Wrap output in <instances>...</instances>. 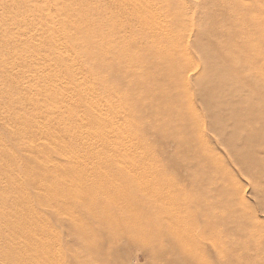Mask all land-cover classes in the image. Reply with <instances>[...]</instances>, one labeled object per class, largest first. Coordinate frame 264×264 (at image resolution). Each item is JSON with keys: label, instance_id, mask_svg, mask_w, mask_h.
Segmentation results:
<instances>
[{"label": "rangeland", "instance_id": "374dc122", "mask_svg": "<svg viewBox=\"0 0 264 264\" xmlns=\"http://www.w3.org/2000/svg\"><path fill=\"white\" fill-rule=\"evenodd\" d=\"M1 1L3 0H0V2ZM28 1H31L35 3V5L42 7L49 17L42 20L36 13L32 11L23 12L27 10ZM3 2L6 4L5 10L8 12L4 13V10H2V4L0 3V55H2V58H0V68L4 69V72H7L3 74L0 72V74H2L0 76V95L2 94L9 96L11 91H14L15 94L18 95L19 93H22L21 91L23 90H25L27 94L33 93V89L31 88L30 90L28 87L33 84L34 87L38 85L34 83L35 80L31 78L32 75L36 76L37 74H41L42 71L46 70H52L53 72H56L57 77H52V74L47 73L46 78L40 83L43 88H46L51 84H56L58 87L57 91L60 92V90L67 91L69 88L77 84L75 81H70V79L65 77L66 72L64 73V70L66 68V64H58L51 57H45L42 64H36L30 59H22L20 57L21 53L23 52L22 47L27 43H30V51L32 53L36 51H42L43 47L48 48L49 51L53 53L52 48L47 47L48 42L46 39V36H52L49 40L56 41L58 45L62 47L60 50L64 55L69 57V61L79 64V68L76 67L79 73L77 78L85 80L80 87L79 93L84 96L86 94L90 100L93 98L92 96H94L92 108H89V104L84 99V97L78 93V91L77 93H73V95L68 94L67 96L61 97L62 99L56 98V100L48 102L47 107L49 108V112L45 108L48 113H42L44 109L40 107L38 108V114L36 113V117H38L37 119H35V113L33 112L31 106L26 105L25 109L26 113L29 111L33 114V118L36 120V124L38 126H44V124L47 125V128H50L51 126L49 130L51 133L48 135L52 134L56 136L62 134L64 125L67 127L71 124L80 125L81 130L78 132L79 134H75V137H78L79 139L78 144H70L71 137L66 135L65 137L68 138L64 139V141H67H65L64 144L67 145H63L61 149L62 152L66 151L72 153L77 151L79 153V160H81V162L78 163V165L76 164V167L79 169H89L90 172V169L98 170V168H100L99 170L104 172L106 170H112L113 168L114 170H118L119 168H126L130 170L134 169L135 167L139 168V166H144L148 167L149 169V172L144 175V178L139 175V178H135V176H133V179L130 180L125 178V180H127V182L130 181L133 183L140 182L139 185H146L148 184L149 180L152 181L155 177L151 174L152 172H159L160 175H162L164 172L169 177V180L167 181L169 184L165 187H172V184L174 188H179L180 191L186 195L192 193L194 197H201V189L194 191L196 189H192L191 187V173L189 172V168H187V163L183 162L182 160L184 159V156L182 155L183 158H180V140H177V137L174 136L175 134L172 132L171 127L164 129L162 133L157 130L156 127L159 125V122L156 120V118H158V116L155 117L153 115L156 114L158 107L155 108L154 105L159 103L162 97L163 99L167 96L179 97L181 94L191 97L197 105L207 99H211L219 103L224 101L222 104L225 105V101L227 99L235 97L264 98V83L258 81V76L257 74L255 75L256 70L257 72H262V70H258L259 68H262V66L264 71V62H261V60L258 59L261 57L258 52L253 53V51H249L247 49L244 50L242 48V50L238 49V52L231 53L232 55H230L227 60H224V58L220 57V55L217 53L219 51L215 48V46L212 44L210 47L208 43L209 40H212V42L224 43L227 41L228 43H236L241 39L243 40V37H245L243 33L245 32V29L241 27V21L243 18L242 15H239L241 11L237 12L236 14L232 12L234 7L236 8V11L238 9V7L235 5V2L232 0H137L135 1L136 5L131 7V10L138 9L140 12L139 8L142 5L146 7H152L153 11H147L146 16L138 17V20L130 21H127V14L121 16L116 15L114 12L116 11V6L115 1L113 0H5ZM89 3L92 6H89ZM243 3L247 6H253L250 9V17L252 14V17L254 16L253 18L258 21L264 18V8L263 11H257L253 0H244ZM260 6L261 9L264 7L262 4ZM95 7L96 9H93ZM92 11H97V13ZM232 13L235 15L232 16ZM243 13L247 14L245 10H243ZM3 17L6 22L3 21ZM81 18L92 20L97 19V25L104 29V32H102L103 36H99L100 42L105 39L104 44L108 43L107 38L119 42L127 41L130 43L133 37L143 36L144 38L142 37V41H137L136 44H132L137 49L145 47L152 48L153 44H159V46L163 48L168 47L171 44L170 41L172 39L170 40V37L173 38V36H169L168 38V33H172V35L183 34L186 40L185 43L188 45L187 53L189 54V58L195 63L189 71L185 72L186 78L188 79L187 86L181 87L178 90L177 88L166 89L165 86L167 79L164 75L161 76V74H159L156 69L148 62L146 65H144L145 68L140 67L141 72L145 73L151 78L150 82H147V87H152V92L146 93L145 99L149 100L154 96L156 99H158V102L152 103L150 105L147 104L143 107L138 106V108H135L133 99H125L121 96L111 93V88L115 89L116 87L119 88L123 86L122 89L127 90L129 85L126 86V84H123L119 78L114 77L112 70L106 68L102 70L103 77L110 78V76L113 75L111 77H114V79L110 80L109 84L105 87L103 85L104 81H102V77L96 75L95 70L91 68L92 64L97 63L96 59H90L85 55L84 50L73 46L83 38L91 35L87 34L85 31H80L76 38L71 40L68 38L67 34L62 28L64 20L71 19L72 21H75L76 19ZM144 19L150 21H145ZM150 24H154L156 27H160L161 24H165V27L158 28L155 34H151L153 32H151L150 28H148ZM42 30L47 32L51 31L50 33L52 35L44 36L43 33L39 34L37 32ZM229 33L231 36L234 34H236V36H233L232 39L230 38V40H228L227 34ZM157 40L158 43L156 42ZM4 43L7 44L5 49L3 48ZM34 44L39 47H35ZM67 45H69V47ZM110 46L106 45L110 51L109 56H111V62L117 60V58H124L126 55L132 58L134 57L133 54L138 53L136 48H134L136 49V52L131 53L130 51L124 50L122 45H116V42ZM228 49L229 47L223 51H227ZM5 50L8 52L4 53L3 51ZM180 50V48H176L174 53H177V51ZM233 50L234 49L230 50L229 52ZM42 54H46V51L44 50ZM99 61L101 60L99 59ZM113 63L115 65L119 64L121 69L123 67L125 68L124 63L120 64L115 61ZM18 67L21 69L26 67L28 70H30L32 72L30 73V77L21 79L17 74L20 70ZM244 67L247 72L244 70L243 75L230 76L231 73H234L236 69ZM210 73H218L220 77H217L218 80H216L212 76L208 75ZM133 79L134 82H137V79L129 76L130 83L131 81L133 82ZM158 85L159 87L155 89V87ZM161 87H165L163 93H161ZM137 91L143 92V86L138 88ZM53 92L56 93V91ZM138 95L140 94L138 93ZM142 96L144 95L141 94V97ZM20 98H22V94L16 97L15 100H18V102H16L14 105L9 97L3 101L2 98H0V124L2 123L0 125V135L4 137L6 136L7 138L9 136L8 139L11 141L9 142L7 139V145L17 143L15 138H13L14 136L12 135L11 137L10 135L12 132H19L21 129H18L19 123H12L14 125H11L9 121L6 122L2 119L6 118L8 120V116H11L13 113H17V111L23 110V108L20 107ZM30 98L40 101L42 100L41 95H32ZM7 106L9 108H7ZM93 107L94 110L97 111L96 117L97 115H101L102 118H104L103 120L98 117L101 119L100 122L103 125L105 124V126H93L91 124L92 119L89 117V114L93 116ZM30 108L32 109L31 111ZM71 108L79 113L78 119L75 118L76 120L72 121L71 118L65 117L61 122L54 120L56 119L54 112L56 114H60L62 112L67 113ZM18 113L22 114L20 112ZM156 115H158V112ZM130 116L134 118L138 117V120H135V122H129ZM111 119H113V122L115 123L113 127L114 130H110L107 126V122H110ZM61 123H63V125ZM118 125H120V128L122 129V131H119V133L116 131ZM109 126H112V124ZM123 128H126V130ZM177 128L180 127L178 126ZM178 131L180 132V130ZM205 131L207 137L209 138L208 145L210 149H212L213 155L218 158L219 162L223 166L221 173L217 177V183L224 185V187L227 188L225 190L226 192L224 193L234 196L237 199V202L233 204L235 206L226 205L221 209V205L224 203L220 196L213 195L212 197L205 199L206 202L210 203L211 205L213 204L211 211H213L217 216H220L222 213L224 214V212H226L225 214H227L228 217H225L222 220L223 224L219 227L220 229H218L217 232L214 233L215 230L210 231L211 228L206 229V232L210 231V233H207V235L204 237V245L200 246L201 254L196 261L198 264H264V169H261L260 171L253 170V172L249 171L248 174L247 170H242V167L245 166L244 162L240 163L237 159L238 155L228 151L226 148L227 145L223 142V137L219 135L216 128L214 127L213 132H210V126H206ZM242 133L243 131L241 130V134ZM99 134H103L104 137L110 136L112 140L116 141H119V137L123 136L124 138L122 140V144L124 145L123 147L128 151L127 154L131 158V160H129L130 162L126 160H124L125 163H123L122 160L113 162L112 159L114 158L112 156H114V149L109 152L107 143L102 146L103 142L94 140V143L93 141H90V135L95 137ZM183 134L184 133L180 132L177 134V136L183 138ZM39 135L41 136L39 137ZM36 136L37 143L46 142L45 139L47 136L44 137V134L37 133ZM75 137L72 138L76 140ZM140 139L146 140L148 142L147 144H149L150 150L149 153L154 156L156 155L157 161L153 162H158L157 164L152 162L150 163V161L147 162V159L145 158L135 159V157L139 155L142 156L141 149L136 150V148H139V144L141 145ZM16 140H18V138ZM223 144L226 145V147L223 146ZM49 145L59 150L57 148L58 146L55 147L52 145V143ZM88 145H94L96 146V149L89 153L87 150ZM233 146L236 148L237 144L233 143ZM110 148H112V146H110ZM249 148L250 146L248 149ZM25 153L26 152L23 151L21 153V157L24 156ZM58 153L59 152L49 153L48 156H45V160L48 159L46 161L50 162V166H53L54 164L56 165L57 163H60V166H68V163H61L63 161L60 159L61 156ZM25 159L26 158L24 157V161L26 163L30 162V164H33L31 160L28 161V159ZM132 161L133 163H136L133 164ZM1 164L6 166L7 169L9 168L7 163L2 162ZM34 165L36 166L34 163L31 165V167ZM4 169L5 168L1 166L0 181L1 178L4 177V175H2ZM79 169H76L71 176L65 175L64 177L66 179L64 177L62 179L60 176H55V178L49 176L47 180L42 176H36V181H38V178H41V180H47V182H45L46 187L43 186L44 189H42V187L39 188L40 190L36 188L37 183H35L33 188H31L34 193V197H40L38 193H43L45 189L48 191V193H50V196L53 197V195H55L53 190L56 187L58 191L59 188H62L66 185L68 188L71 186V188L75 191L80 182H82V178L79 176L83 173L76 174L80 172ZM203 170L204 172H210L211 168H209V164L201 166L200 170L198 171L202 172ZM198 171L197 174H199ZM224 172H227L229 175V181H225V179H223L224 177H222V173L224 174ZM84 176L87 177L86 174H83V177ZM71 177L73 179H70ZM69 179L73 183H70L71 181H69ZM78 179L79 182L77 181ZM136 179H138V181ZM63 180H65V182H63ZM38 182L41 183L40 181ZM97 182L99 181H96L95 184L99 186V183ZM1 184L0 193H8V183L3 180ZM115 184L124 188L127 186L126 182H119V180L116 181ZM48 185H52L51 188L53 190L48 188ZM96 185L94 186V189L97 188ZM198 187L199 186L197 184V188ZM84 192L85 198H83L82 194L80 198V195L75 194L74 192L76 200L74 199L70 201H75V206H77L78 210L76 215L80 216V218L82 217V219L85 220L83 229L85 230L87 228V234L90 235L88 237L84 235L82 236L80 232H76L72 226H69L70 224L67 221L68 216L66 214H69L70 212H61V215H58L57 212H54V210H59L58 206H53V208H50L49 211L48 209L43 210L41 207H38V205L36 206L37 212H41L47 217V219L44 221V227H47L49 230V244L51 246H49V250L50 252L54 250L51 252V254H53L52 257L54 256V258L51 259L52 261L49 264H54V262L55 264H183L186 261H177L176 258L178 257L179 253H176L175 251L171 252L170 254L167 247H158L155 241L152 242L153 239L144 238L145 234L143 232L134 229H126L131 228L128 223L127 225L124 224L126 228H120L126 229L129 232H126V234H120L118 232L119 229L114 228L109 230L106 229V227H104V225L101 223L100 225L95 221L92 222L90 220L92 219L91 216L87 213V208L84 207L87 203L86 195L88 194L86 191ZM11 194L13 193L11 192ZM171 197L175 199V195ZM183 199L189 198L185 197ZM148 201L149 199L145 198L144 200L140 201L138 207L135 206L134 203H123L122 207L124 211L128 213L126 214L129 217L132 216L131 219L137 224L142 223L145 220H150V218L154 216L155 219H152L151 223L152 227L155 229L160 228L164 222V219L168 218L169 214L167 211L172 210L173 213L174 210V212L177 214L176 208H174L173 205H163V203H159L161 206L153 205L149 210L151 212L146 213L144 209H141L140 207L145 205V203ZM65 202H67V200ZM202 205L203 204H200L196 210L204 209L205 207L201 208ZM7 209L10 212H14V209L11 207H8ZM213 218L211 221L216 220L217 217L214 219ZM4 219L5 218L3 217V221ZM198 223L203 224V222L200 221ZM1 227H9V222H2ZM91 227L93 229H88ZM6 234L9 236V238H14V236L17 235L15 234L14 228L13 230L10 228V231L6 232ZM17 237H19V235ZM93 241H98V246L95 248L96 250L87 249V246ZM5 242L8 243V241L0 235V264H11L4 261V259L2 260L1 258L5 257L6 254L2 250ZM102 242H104V244ZM214 242L224 243L228 248V253L225 255L217 253L213 247ZM257 245H259L261 248L259 246L257 247ZM254 246L256 248H254ZM245 252L248 255H246ZM97 253H101V255H110V258L107 260L96 261L95 257ZM55 255L58 258H56Z\"/></svg>", "mask_w": 264, "mask_h": 264}, {"label": "bare ground", "instance_id": "6f19581e", "mask_svg": "<svg viewBox=\"0 0 264 264\" xmlns=\"http://www.w3.org/2000/svg\"><path fill=\"white\" fill-rule=\"evenodd\" d=\"M3 1L0 2L2 4V10H4V13H7L8 11L5 10L6 4ZM113 1H115L116 11L114 12L116 13V15L121 16L127 14L126 15L127 21L138 20L137 19L138 17L146 16L147 11H153L152 7L150 6L146 7L142 5L139 8L140 12L138 11V9L131 10V7H134L136 5L135 1L137 0H113ZM232 1L235 2V5L238 7L237 11L236 8L234 7L232 12L236 14L237 12L241 11L239 15H242L243 18L241 21V27L245 29V32H243L245 37H243V40L242 39L240 41L236 40L237 41L236 43L235 42L228 43L227 41H225L224 43L212 42V40L211 41L209 40L208 41L209 46L211 47L213 44L215 48L219 51L217 53L220 55V57L224 58V60H227L230 57V55H232L231 53L238 52V49L242 50L243 48L244 50L247 49L249 51H253V53L258 52V54L261 55V57L258 59H260L261 62L262 61L264 62V18L258 21L253 18L254 16L252 17V14L250 17L249 16V13H251L250 9L253 6L244 5L243 3L244 0H232ZM253 2L256 5L255 8L257 11H261V10L263 11L264 7H262L261 9L260 5L261 4L264 5V0H253ZM27 4H28L27 10L23 12L32 11L36 13L42 20L49 17V15L45 13L42 7L35 5V3L31 1H28ZM88 5L92 6L90 3ZM93 9H96V7ZM243 10H245L247 14H244ZM92 12L97 13V11H92ZM235 14L232 13L231 15L234 16ZM4 17L2 19L3 21L6 22ZM145 21H150V20H145ZM161 27L162 28L165 27V24H161L160 27L159 26L156 27L154 24H150L148 28H150L151 32H153L151 34H155L156 30ZM62 28L67 34L68 38L71 40H74L76 36L80 33V31L82 32L85 31L87 32V34L91 35L86 38H83L81 41H79L77 44H74L73 46L84 50L85 55L88 56L90 59H96L97 63L92 64L91 68L95 70L96 75L102 77V81H104L103 85L105 87L106 85L109 84L110 80L114 79V77L119 78L120 81L123 82V84H126V86L129 85L127 90H123L122 89L123 86H122L119 88L116 87L115 89L111 88L110 91L111 93L121 96L125 99L126 98L133 99L135 108H138V106L143 107L146 106L147 104L150 105L152 103L158 102V99H156L154 96L149 100L145 99L146 93L152 92V87L151 88L147 87V82H150L151 78L148 77V75H146L145 73H142L140 67L145 68L144 65H146L148 62L149 64L152 65V67L156 69V71L159 74H161V76L163 75L165 76V78L167 79V83L165 86L166 89L177 88L178 90L181 87L187 86L188 79L186 78L185 72L189 71L194 66L195 63L193 60L189 58V54L187 53L188 45L185 43L186 40L183 34L172 35V33H168L167 34L168 38L169 36H173V38L170 37V40L171 39L172 40L170 41L171 44L168 47L162 48L159 46V44H153L152 48L145 47V48L137 49L132 44H136L137 41H142L143 36L133 37L130 43H128L127 41L119 42L116 40H111L110 38H107L108 43L106 44H104L105 39H103L100 42L99 36L100 37L103 36L102 32H104V29L100 28V26L97 25V19L92 20V19L81 18V19H76L75 21H72L71 19H66L64 20ZM37 32L39 34L43 33L44 36L52 35L50 33L51 31L47 32L42 30ZM233 36H236V34H234ZM233 36H231L230 33L227 34L228 40H230V38L232 39ZM51 37L52 36H46L48 42V46L47 44L46 46L52 48L53 53L49 51L48 48L45 47H43L42 51H36L32 53L30 51L31 45L30 43H27L22 47L23 52L21 53L20 57L22 59H30L33 63L36 64H42L45 57H51L58 64L60 63L66 64V68L64 70V73L66 72L65 77L70 79V81L71 80L75 81L77 84L69 88L67 91L60 90V92L57 91L58 87L56 86V84L53 85L51 84L48 87L43 88L40 85V83L42 82L43 79L46 78L47 73L52 74V77H57L56 72H53L52 70H48V71L46 70V71H42L41 74H37L36 76L32 75L31 78L35 80L34 83L38 85L34 87L33 84L28 87L30 90L31 88L33 89L32 90L34 91L33 93L27 94L26 91L23 90L21 91L22 93H19L18 95H16L14 91H11V93H9V96H5L2 94L0 95L2 101L9 97L14 105L16 102H18V100L17 101L15 100L16 97L22 94V98H20L19 102L21 104L20 107L23 108L22 111H17V113H13L11 116H8L7 117L8 120L6 118L2 119L5 120L6 122L9 121L11 125H14L12 123H19L18 129L19 128L21 129L19 132H12L10 135L11 137L12 135L14 136L13 138H15V141L17 143L7 145L6 142L9 136L7 138L6 136L4 137L0 135V169L1 166L5 168L2 173L4 177L1 178L0 185H2L1 183L3 180L6 181V183H8L7 188L9 190L8 193L7 192L0 193V235L3 236L8 241V243L5 242L4 246L2 247V250L6 253L5 257H1L2 260L4 259V261L11 264L51 263L52 261L51 259L54 258V256L52 257L53 254H51V252H53L54 250H52L51 252L49 250L50 249L49 248L50 237L48 235L49 230L47 227H44L45 224L44 221L47 219V217L41 212H37V208H36L37 205L38 207H41L43 210L48 209V211L50 208H53V206H58L59 210H54V212H57L58 215H61V212L62 213L70 212L69 214H66L68 216L67 221L70 224L69 226H72L76 232H80L82 236L83 235L86 237L90 236L87 234L86 231L87 228L85 230L83 229L85 220H83L82 217L80 218V216L76 215L78 210H77V206H75V201H70L75 199L74 192L75 194H79L80 198H81V194L83 198H85L84 191H86L88 193L86 195L87 203L84 207L87 208V213L91 216L92 219L90 220L92 222L95 221L99 224L101 223L104 225V227H106V229L109 230H112L114 228L119 229L118 232L120 234L121 233L126 234V232H129L126 229H134L143 232L145 234L144 238L153 239L152 242L155 241L158 247L161 248L167 247L170 254L171 252H175V251L176 253H179L178 257L176 258L177 261L181 260L182 262V260H186L183 264H196L197 263L196 260L199 258L201 254L200 246L204 245V239H205L204 237L207 235V233H210V231L215 230L214 233L217 232L218 229H220L219 227L223 224L222 220L225 217L226 218L228 217L227 214H225L226 212H224V214L222 213L223 215L221 214L220 216L219 215L217 216L213 211H211L213 208V204L211 205L210 203L206 202L205 199H207L208 197L210 198L213 195L220 196L224 203L223 205H221V209L224 208L226 205L235 206L233 204L237 202V199L234 196L224 193L226 192L225 190L227 189L226 187H224V185L217 183L218 181L217 177L221 173V169H223V166L219 162L218 158L213 155V151L212 149H210L208 145L209 138L207 137L205 127L210 126L211 129L210 132H213L214 127L216 128L219 135L223 137V142L227 145V147L224 144L223 146H225L228 149V151H230L231 153L238 155L237 159L240 163L244 162L245 166L242 167V170L244 171L247 170L248 174L249 171L252 172L253 170L260 171L261 169H264V98H249V97L231 98L230 97L231 99H227L225 101L226 102L225 105L222 104L224 101L219 103L217 101L207 99L203 102H200L197 105L196 102L193 101L191 97L181 94V96L179 97L167 96L164 99L162 97L160 99L161 101H159V103L154 105L155 108L158 107L156 111V114L158 112V115L156 114L153 115L155 117L158 116V118H156V120L159 122V125L156 127L157 130H159V132L162 133L164 129H168L169 127H171L172 132L175 134L174 136L177 137V140H180V144L183 145L181 146L178 143L181 154L180 158L182 159L184 156V159L182 160L183 162L187 163V168H189V172L191 173L190 174L191 187L192 189H196L194 191L201 189L200 190L201 197L200 196L194 197L192 193L186 195L183 192H181L179 188H174L172 184L171 186L173 188L165 187L166 185L169 184L167 183L169 177L164 172L162 173V175H160L159 172H152L151 174L154 175L155 177L153 178L152 181L149 180L148 184L146 185L144 184L139 185L140 182L133 183L130 181L127 182V180H125V178L131 180L133 179V176H135V178L136 177L139 178V175L142 178H144V175L147 172H149L148 167H144V166L142 167L139 166V168L134 166L135 168L130 170L126 168H119L118 170H114L113 168L112 170H106L104 172H101L99 170L100 168H98V170L90 169V172L89 169H87L88 171L84 169L82 170L76 167V164L78 165V163L81 162V160H79L80 155L77 151H74L72 153L61 151L63 145H67L64 144L66 141V140L64 141L65 138L71 137L70 144H75V143L78 144L79 139L78 137H75V134L80 132L81 130L80 125L71 124L68 127L64 125L62 134L56 136L52 134L48 135L49 133H51L49 132L51 126L50 128H47V125L44 123H43L44 126H40V125L38 126L36 124V120H34L33 118V114L29 111H27L26 113L25 110L26 105L31 106L33 112L35 113V119H37L38 117H36V113L38 114L39 107L44 109L42 113H48L49 112V108L47 107L48 102H51L52 100H56V98L58 99L67 96L68 94L73 95V93H77V91L79 93L80 87L82 83H84L85 81L81 78H77L79 73L76 67L79 68V64L76 62H70L69 57L61 52L60 49L62 47H60L56 41L49 40L51 39ZM114 42H116V45H122L123 49L126 51H130L131 53H135L136 51L138 52L137 54H133L134 57L132 58L126 55L124 58L121 57V58H117V60H114L115 62H118L120 64L124 63L125 68L123 67L121 69L119 64L115 65L113 63L114 61L112 62L110 61V57H111L109 56L110 51L106 47V45L110 46ZM156 42L158 43V40ZM6 46L7 44L4 43L3 48L5 49ZM34 46L39 47L36 46V44H34ZM67 46L69 47V45ZM228 47L229 49L227 51H223ZM134 48H136L137 50ZM176 48H180L181 50L177 51V53H174ZM232 49L234 50L229 52ZM44 50L46 51V54H42ZM3 52L5 53L8 51L5 50ZM0 58H2V55H0ZM99 59L101 61H99ZM18 68L20 70L19 73L17 74L21 79L24 78L26 79L30 77V73H32L30 70H28L26 67H24L25 69L24 68L21 69L20 67ZM106 68L113 71L114 77H111L113 75H111L110 78L103 77L102 70ZM262 68L258 69V70H262V72H257L256 70L255 75L257 74L258 81L264 83V71ZM244 70L245 67L238 68L234 71V73L232 72L230 76H238V75L241 76L243 75ZM0 72H2L3 74L7 71L4 72V69L0 68ZM2 74H0V76ZM208 75L212 76L216 80H218L217 77H220L218 73L216 74L210 73ZM129 76L137 79V82H134L133 79V82L131 81L130 83ZM141 86H143L144 91L143 92L137 91L138 88H140ZM158 87L159 85L156 86L155 89H157ZM165 87H161V93H163ZM251 89L253 90L252 87ZM53 91H56V93H54ZM138 93L140 95H138ZM79 94L82 95L81 93ZM141 94L144 95L142 96L143 99L141 97ZM32 95H41L42 100L40 101L34 98H30ZM82 96L89 104V108H92L94 103L93 101L94 96H92L93 98L91 100L86 96V94L85 96L84 95ZM7 108L9 107L7 106ZM45 108L48 110V112ZM32 109L30 108V111ZM18 112L22 114H19ZM96 112L97 111H95L93 107V116L89 114V117H91L92 119L91 124L93 126H105V124L103 125L100 122V120L101 119L104 120V118H102L101 115H97L96 117ZM54 114L56 116V119L54 120H58L60 122L65 117L71 118L72 121L76 120L75 118L77 119L79 118L78 117L79 113L77 111H74V109L72 108L67 113L62 112L60 114H56L54 112ZM98 117L101 119H99ZM137 118L130 116L129 122H135V120L136 121L138 120ZM63 123L61 124L63 125ZM110 124H112V126H109ZM114 125L115 123L113 122V119H111L110 122H107V126L109 127L110 130H114L113 128ZM178 126L180 128H177ZM123 129L126 130V128ZM178 130H180L181 133H184L183 138L177 136V134L180 133ZM241 130L243 131L242 134H241ZM116 131H118V133L119 131H122L120 125H118ZM36 132L38 134L39 133L44 134V137L48 135L45 139L46 142L37 143ZM66 135L68 137H65ZM40 136L41 135H39V137ZM72 137H75L76 140L73 139ZM89 137L91 138L90 141H93L94 143H95L94 140L103 142L102 146H104V144L107 143L109 152L112 151L113 149L115 150L114 156H112L114 158L112 159L113 162H118L121 160L123 161V163H125L124 160L130 162L129 160H131V158L127 154L128 151L123 147L124 145L122 144L123 143L122 140L124 138L123 136L119 137V141L112 140L110 136L104 137L103 134L96 135L95 137L90 135ZM17 138L18 140H16ZM10 141L11 140H9V142ZM140 141H141V145L139 144V148H136V150L141 149L142 156L139 155L135 157V159L145 158L147 159V162L150 161V163L152 162L157 164L158 162H153V161H157L156 155L154 156L149 153L150 150H149V144H147L148 142L143 139H140ZM255 141L257 143V146ZM51 143L55 147L58 146L57 148L59 150H57L54 147H51V145H49ZM233 143L237 144L236 148L233 146ZM110 146H112V148H110ZM249 146L250 148L248 149ZM95 149L96 146L94 145H88L87 147L89 153H91V151ZM23 151L26 153L24 156L21 157V153ZM52 152H59L58 154L61 156L60 159L63 161L61 163L64 162L68 163V166H60L59 165L60 163L50 166V162L46 161L48 159L45 160V156H48L49 153ZM24 157L26 158L25 160L27 159L28 161L31 160L33 164L34 163L36 164V166L34 165L33 167H31V165L33 164H30V162L26 163L24 161ZM2 162L7 163L9 165V168L7 169L6 166L2 165L1 164ZM206 164H209V168H211V171L204 172L203 170L202 172H199L198 170H200L201 166ZM76 169L80 170V172L76 174L83 173L86 174L87 177L85 176L83 177V174L79 176L82 178L81 180L82 182H80L79 186L75 189V191L74 189L71 188V186L70 188H68L67 185L62 188H59L58 191L56 189L57 187L55 186L56 188L53 190L51 188L52 185L49 186L50 185L49 184L48 188H51L55 194L53 195L51 193L53 197L50 196V193H48L46 189L44 190V192L40 191L43 193H38L40 197L38 198L34 197L33 195L34 193L31 188H33L35 183H37L36 188L38 189L42 188L43 186H45V182H47L49 176H52L54 178L55 176L57 177L60 176V178L63 179L65 175L71 176ZM135 169L137 170V172ZM197 171L199 174H197ZM36 176H40V177L42 176L47 180L44 181L42 179L43 180L42 181L41 178L40 179L38 178V181L41 182L39 183L38 181L35 180ZM228 176L229 175L227 174V172H224V174L222 173V177H224L223 179H225V181H229ZM70 179L73 178L71 177ZM70 179L69 181H71ZM118 180L119 182L120 181L126 182L127 186H125V188L117 186L115 182ZM136 180L138 181V179ZM77 181L79 182V179ZM96 181H99L97 182L99 183V186L95 184ZM63 182H65V180H63ZM70 183L73 182L71 181ZM94 184L97 186V188L95 189H94L95 186ZM197 184L199 186L198 188H197ZM42 189H44V187ZM11 192L13 194H11ZM173 195H175V199L171 197ZM185 197H188L189 199H183ZM145 198L149 199V201L146 202L145 205H142L140 208L144 209L146 213L151 212L149 210L153 205L161 206L159 203H163V205H170V206L173 205V207L176 208L177 214L174 212V210L173 213L172 210L167 211L169 214L168 218L164 219L162 226L157 229L153 228L151 223L152 219L153 220L155 219L154 216L150 218V220H145L144 222L137 224L136 222H134V220L131 219L132 216L129 217L127 215L128 213L124 211L122 205L123 203H134L135 206L138 207L140 201L144 200ZM66 200L67 202H65ZM200 204H203L201 208L202 207L205 208L202 210H196V208ZM8 207L14 209V212L8 211L7 209ZM3 217L5 218L4 221H3ZM213 217L214 218L217 217V218L216 220L211 221ZM199 221L203 222V224L202 223L199 224L198 223ZM2 222H9V227L12 230L13 228L15 229V234L17 235L14 236V238H9L6 232L10 231V228L9 227L2 228L1 227ZM127 223L130 225L131 228H126L124 226V224L127 225ZM120 227L126 229H121ZM88 229H93V228L91 227ZM206 229H210V231L206 232ZM18 235L19 237H17ZM102 243L104 244V242ZM97 246H98V241H93L90 245L87 246V249L96 250L95 248H97ZM258 246L259 245H257V247ZM213 247L214 250L221 255L223 254L225 255L226 253H228V248L222 242H214ZM254 248L256 247L254 246ZM246 255L248 254L246 253ZM109 258L110 255L107 254L101 255V253L100 254L97 253L95 260L100 261V260H107Z\"/></svg>", "mask_w": 264, "mask_h": 264}]
</instances>
